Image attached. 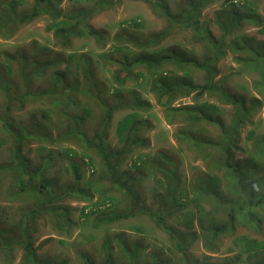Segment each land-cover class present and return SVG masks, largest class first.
Listing matches in <instances>:
<instances>
[{"label":"trees","instance_id":"trees-1","mask_svg":"<svg viewBox=\"0 0 264 264\" xmlns=\"http://www.w3.org/2000/svg\"><path fill=\"white\" fill-rule=\"evenodd\" d=\"M20 1L8 0L2 5L0 35L10 39L18 26L48 16V30L53 31L56 45L68 51L74 39L83 38H94L104 49L109 39L89 24V18L122 0H99L93 7L68 12L60 7L61 0H34L32 8L19 12ZM142 1L165 25L151 35L140 36L124 27L113 36L110 50L100 55L108 56L118 67L113 76L117 85L112 86L111 94L98 79L94 59L87 51L60 56L55 48L34 43L31 52L5 54V61L0 63V148L9 141L11 158L0 164V186L2 180H10L11 186H4L8 198L32 203L18 212L10 228L0 224V252L12 255L15 248L21 247L22 264H54L38 253L31 231L43 216L51 218L55 229L72 225L69 217L73 208L63 202L93 199L90 191L80 186L87 166L97 171L95 181L107 182L120 192L124 204L117 207L120 202L101 196L84 206L81 216L87 221L96 215L95 228L147 215L169 236L174 249L185 258L183 264H264V241L248 236L235 237L238 253L221 262H211L208 255L193 258L189 252L195 242H201L207 251H217L220 238L233 235L237 225H254V231H260L264 221V136L253 142L243 160L237 156L245 151L240 146L242 128L264 107V48L241 33L245 25L264 30V16L258 11L261 0H179L174 8L168 0ZM216 2H221L214 19L219 36L213 33L210 23L202 21L203 10ZM137 20L132 24L139 28L142 24ZM179 32H188L191 49L177 45L159 48ZM229 54L236 64L234 74L257 76L253 83L257 96L249 99L235 93L227 86L228 76L219 78V65ZM63 64L66 67L62 70ZM193 68L202 72V83L194 81ZM131 79H137L154 94L169 124L179 122L175 135L179 146L205 163L206 169L197 172L190 182L184 180L179 157L164 149L134 159L132 170L123 167L137 149L148 147L144 133L152 128L148 113L153 105L136 89L124 90L125 81ZM204 97L208 100L202 101ZM185 98L193 102L177 103ZM213 99L231 107L229 122L222 117L221 106L209 101ZM29 101L52 106L43 110L39 120L21 122L12 118V112L24 110ZM118 112L125 115L116 124L119 145L113 146L110 129ZM211 129L217 131L215 138L209 136ZM253 135L250 132L248 139ZM33 141L37 142V161L26 152ZM68 141L80 149L52 148ZM63 158L69 162L66 172L74 173L73 182L62 180L64 169L58 165ZM151 173L156 189L149 203L144 181ZM173 217L184 230L171 225ZM128 244L124 233L107 235L100 247L105 253L104 264H118L117 256L124 261L122 264H169L159 259L142 261L143 246ZM79 257L82 264H97L95 250L81 252Z\"/></svg>","mask_w":264,"mask_h":264},{"label":"rangeland","instance_id":"rangeland-1","mask_svg":"<svg viewBox=\"0 0 264 264\" xmlns=\"http://www.w3.org/2000/svg\"><path fill=\"white\" fill-rule=\"evenodd\" d=\"M8 0H0V10L2 5ZM12 1V0H9ZM99 0H61L60 7L64 11H71L77 7H93ZM170 5L174 8L175 4L179 0H168ZM34 0H22L20 1L17 10L24 12L34 6ZM221 2H216L203 10L202 21L210 23L211 29L216 36H219L220 32L216 24H214L215 12L220 9ZM259 13L264 16V0L259 3ZM142 24L141 27H135L132 24L134 19ZM51 23L50 17L42 16L30 24L20 25L16 29L13 37L10 39H4L0 35V63L5 61V54H16L21 50L31 52L34 43L39 45H47L51 48H55L57 53L62 56H67L71 52H89L93 57L98 79L106 86L109 94L112 92V86L116 84L113 79L116 73H118V67L112 64L106 58L100 57L105 51H109L112 45V38L115 34L120 32L124 27L130 29L132 32H136L140 36L151 35L153 32H157L163 28L165 21L162 18L156 16L148 4L142 0H122L120 3H116L111 8L103 9L99 13H95L89 18V24L100 31H103L109 41L106 43V47L101 49L97 46L94 38L74 39L72 48L68 51H63L62 48L56 45V40L53 35V31L48 30V25ZM241 33H246L250 37H253L255 44H259L264 48V30L261 26L245 25ZM172 45H177L183 49H191L192 45L189 44L188 32L175 33L173 36L164 40L160 47L167 48ZM197 55L201 54V49L196 48ZM116 56V55H115ZM66 67V64L61 66L62 70ZM220 77L228 76L227 86L231 88L235 93L242 94L247 98H253L257 96V92L253 87L254 81L257 79L255 74H234L237 72L236 64L233 61V55L229 54L219 65ZM231 74H234L233 76ZM193 79L197 83H202V72L199 69H192ZM117 85V84H116ZM125 89H136L141 97L150 102L153 107L149 111V120L152 124V128L144 133V136L149 139V145L146 148H139L133 154L125 164L124 168L132 170V162L134 159H138L140 156L153 155L159 149L168 150L172 154H175L181 160V171L184 176V180L190 182L193 176L200 170H205V163L199 159L196 154L187 149H182L176 142V132L179 127V122L175 121L174 124H169L166 121L163 108L158 104L154 94L149 92L148 88L143 87L141 82L137 79H131L125 81ZM82 100V97H80ZM208 100L207 97L202 98V101ZM212 103H216L221 106L223 112L222 117L226 122L231 119V107L223 106L215 99L209 100ZM191 98L180 99L178 104H190ZM3 104V99L0 97V109ZM47 102H32L26 103L24 110L12 112V118L16 121H29V119L35 118L41 119V115L44 109L51 107ZM125 115V112H118L112 123L110 129L109 141L113 146H118V136L116 133L117 122ZM57 119L58 116H55ZM254 132L253 138L248 139V134ZM3 133L0 130V139ZM209 136L215 138L217 131L211 129ZM241 143L240 146L245 149L237 153L238 158L243 160L247 155V150L251 148V145L255 140H258L261 136H264V107H262L251 119V121L242 128L240 132ZM10 142L8 141L3 147L0 148V164L8 162L11 158ZM37 142L33 141L26 149L29 152L30 157L37 161ZM77 148L73 142H60L56 143L52 148L63 151L66 148ZM59 169H64L62 174V180L65 183L73 182L75 180L74 173L66 172L65 169L69 167L67 159L63 158L58 165ZM83 178L80 182L82 189L90 191L93 199L89 201L67 199L63 203L72 209L70 219L72 225L68 229H61L52 226V221L49 216H43L36 220L35 229L31 231L34 240V246L37 248L38 253L45 258L51 259L54 264H82V260L79 257L81 252L93 253L95 250V260L97 264H104L103 256L100 247L104 244V239L107 235L113 236L124 233L125 237L129 241V246L132 247L134 243L143 246V252L141 254V260L147 262H153L157 259L160 261H169V264H183L185 258L182 257L173 247L172 241L169 236L165 234L156 223L147 215L138 216L130 221H122L116 225L102 226L95 228L93 222L96 215L89 217V219L83 220L81 216V209L84 206L98 201L101 196H110L117 202H120L118 206H123V198L119 191L113 189L107 182H97L95 178H98L97 171L93 172V168L85 167ZM147 175V173H146ZM155 177L153 174L146 176L144 181V192L147 197V201L152 203L153 191L156 189ZM93 181L92 183H89ZM2 186H0V224H3L5 228H10V225L15 224L17 220L18 212H21L23 208L32 202H26L27 200L11 201L6 193V188L11 186L10 180H2ZM5 186V187H4ZM4 187V188H3ZM121 200V201H119ZM61 204V202H60ZM207 208H210L207 206ZM193 209V207H189ZM111 210V209H110ZM60 211V210H58ZM86 221V222H85ZM170 223L177 229L184 230V227L179 223L178 218H171ZM1 227V225H0ZM254 225L251 228L237 225L234 229L233 235H224L220 238L217 251H207L201 242H195L190 248L189 252L193 258L204 259L205 255L211 256L209 259L211 262H221L227 257H234L238 253V249L235 247L234 238L248 236L251 239H257L258 241H264V221L261 223L260 231H254ZM115 246V242L113 243ZM112 245V247H113ZM233 249V250H230ZM23 250L21 247L15 248L12 255H8L7 251L0 252V264H22ZM113 253L116 255L118 250L113 247ZM264 256V254H263ZM118 264L124 262L115 257Z\"/></svg>","mask_w":264,"mask_h":264},{"label":"clouds","instance_id":"clouds-1","mask_svg":"<svg viewBox=\"0 0 264 264\" xmlns=\"http://www.w3.org/2000/svg\"><path fill=\"white\" fill-rule=\"evenodd\" d=\"M93 170V169H92Z\"/></svg>","mask_w":264,"mask_h":264}]
</instances>
